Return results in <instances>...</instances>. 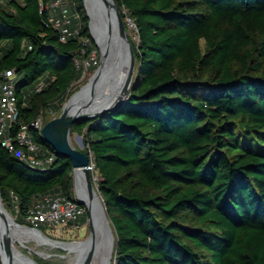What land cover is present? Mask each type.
<instances>
[{
	"label": "trees",
	"instance_id": "trees-1",
	"mask_svg": "<svg viewBox=\"0 0 264 264\" xmlns=\"http://www.w3.org/2000/svg\"><path fill=\"white\" fill-rule=\"evenodd\" d=\"M47 2L0 1V72L17 74L13 131L59 109L82 60L96 66L83 0H67L78 35L66 41ZM115 2L136 26L132 90L70 129L113 228L112 264H264V0ZM44 193L74 199L70 160L30 167L0 144V195L17 224L31 227L25 214Z\"/></svg>",
	"mask_w": 264,
	"mask_h": 264
},
{
	"label": "bare ground",
	"instance_id": "bare-ground-1",
	"mask_svg": "<svg viewBox=\"0 0 264 264\" xmlns=\"http://www.w3.org/2000/svg\"><path fill=\"white\" fill-rule=\"evenodd\" d=\"M85 4L87 13L91 18L90 27L94 35L93 39L101 54V61L93 77L90 79V83L75 93L66 104L65 111L67 112H73L78 107L85 106L91 96V91L100 97L116 96L122 84L125 72L124 66L127 63L125 56H123L119 48L116 26L114 24L103 25L95 18L88 0H86ZM106 83L105 88L98 90L101 85ZM73 178L76 194L84 201V205L89 215H91L88 225L90 227L91 224L94 231V239L92 243L88 239L78 242L79 248L77 250L71 248L74 251V256L71 258L70 263L76 262L79 257L84 255L89 245H91L92 257L90 264H111L115 237L101 197L94 185V178L92 177L91 191L86 189L80 169L74 170ZM42 237L49 242H53V240L47 239L44 235ZM33 239L34 236L30 235L21 225L16 223L15 217L5 208L3 201H0V253L4 264H27L20 253V247H24L27 242ZM4 241L8 242V248L12 254L11 262H9L6 256Z\"/></svg>",
	"mask_w": 264,
	"mask_h": 264
},
{
	"label": "built area",
	"instance_id": "built-area-1",
	"mask_svg": "<svg viewBox=\"0 0 264 264\" xmlns=\"http://www.w3.org/2000/svg\"><path fill=\"white\" fill-rule=\"evenodd\" d=\"M44 8L48 11L50 24L59 31L61 41L78 35V28L71 27V17L78 18V15L70 13L67 0H48ZM134 27L136 30L135 24ZM90 59L96 64L94 51ZM75 64L78 66L79 61L75 60ZM80 64L85 70L88 61L82 60ZM16 80L17 74L14 69H4L0 72V144L30 167L46 168L53 163L55 153H41L40 147L29 133L30 127L40 130V118L30 124L22 123L13 131L12 125L17 118ZM44 86L45 82L41 80L36 86V91H40ZM83 213V206L75 199L60 193H44L34 196L25 214V220L32 229H38L43 225L48 227V230H62L70 226L78 227L80 224L77 219Z\"/></svg>",
	"mask_w": 264,
	"mask_h": 264
},
{
	"label": "water",
	"instance_id": "water-1",
	"mask_svg": "<svg viewBox=\"0 0 264 264\" xmlns=\"http://www.w3.org/2000/svg\"><path fill=\"white\" fill-rule=\"evenodd\" d=\"M85 2L86 0H83V5L86 10ZM88 4L95 18L98 19V21H100L103 25L108 26V25L114 24L116 26V34L119 40V48L121 49L123 56H125L127 60V63L124 66L125 72H124V77L122 79V84L120 86L118 94L114 97H111V96L100 97V96L93 94L91 91V96L89 97L85 106L78 107L73 112H67L65 111V108H64L63 112L60 115L53 117L52 119L48 120L40 127V134L43 137V139L48 144L51 145L56 155L68 158L70 160L73 173L75 169L81 170L82 177L85 183V187L88 191H91L92 190V177H91V171H90L91 170L90 158L82 150L81 147L77 148L70 143V129L73 123L82 121V120H90L94 118H99L103 116L107 111L113 109L114 107L123 103L126 100L130 91L132 90L131 83H132V79L135 73V55L132 49L131 42L128 37V32H127L125 23L122 19L120 10L115 0H88ZM86 15L88 17L89 33L93 39L91 28H90L91 18L88 15L87 11H86ZM100 61H101V54H100ZM89 83H90V80L88 81L86 85H88ZM106 85L107 83L104 85H101L98 88V90H100L101 88H105ZM76 137L79 140H81L80 135L76 134ZM73 183H74V178H73ZM74 199L80 205L84 204V201L81 198H79L78 195ZM0 201H2L1 195H0ZM90 217L91 215H89V212H88V221ZM23 227L29 230H35L41 235H44L38 229H32L31 227L28 228L25 226ZM89 228H90V234L87 239L90 241V243H92L94 239V231L91 227V224ZM44 236L47 239H50L46 235ZM56 242H59V241H56ZM75 242H80V241H75ZM7 243H8L7 241H4L3 244H4V247L6 248L5 249L6 256L8 257L9 262H11L12 254L8 248L9 246ZM59 243H74V242L72 241V242H59ZM91 257H92V248H91V245H89V247L85 250V253L83 256L79 257V259L76 262L69 263V264H90ZM0 260H1V263L4 264L1 253H0ZM25 261L27 264H33L31 261H29V259Z\"/></svg>",
	"mask_w": 264,
	"mask_h": 264
},
{
	"label": "rangeland",
	"instance_id": "rangeland-1",
	"mask_svg": "<svg viewBox=\"0 0 264 264\" xmlns=\"http://www.w3.org/2000/svg\"><path fill=\"white\" fill-rule=\"evenodd\" d=\"M86 11L87 10H85V14ZM123 12L125 13L124 10ZM123 21L125 23L128 32L129 40L137 42L136 30L133 21L128 16H126ZM91 33L92 36L94 37L92 29H91ZM96 50H97L98 58H96L97 62L95 64L96 65L95 69L93 71H88L87 68L83 70V74L81 78L75 83H73V85L70 88L68 97L60 105L59 109L56 112L54 113L48 111L41 112V115L39 116L41 126L48 120L52 119L53 117L60 115L63 112L66 104L70 101V99L74 96V94L77 93L80 89H82V87L85 86L88 83V81L93 77L95 70L100 65V51L97 45H96ZM132 83H133V79H132ZM70 143L77 148L79 147H81L82 149L84 148L82 137L81 140H79L76 137V133L70 132ZM95 178L96 176H94V179ZM72 192H73V198H76L77 195L73 183V172H72ZM82 206L84 209L83 214L86 216V220L83 223H79L80 225L78 227L70 226L62 230H55V229L48 230L47 229L48 227L43 225L40 226V227H44V231L41 232L44 235H46L48 238L55 240L53 242H49L43 239L42 235L36 232L35 230H29L23 227L30 235L34 236V239L32 241L27 242V244H25L24 247H20L21 248L20 253L23 259L24 260L29 259V261H31L33 264H69L71 258L74 256V251L71 248H74L75 250L79 248L78 242L75 241H80V242L84 241L89 237L90 234V228L88 225V212L85 205L83 204ZM13 217H15V215H13ZM56 241L59 242L73 241L74 243H59ZM114 255H115V249L112 255L111 264L113 262Z\"/></svg>",
	"mask_w": 264,
	"mask_h": 264
}]
</instances>
